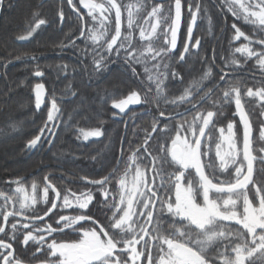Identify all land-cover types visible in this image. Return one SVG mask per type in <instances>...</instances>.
I'll use <instances>...</instances> for the list:
<instances>
[{"label":"snow or ice","instance_id":"1","mask_svg":"<svg viewBox=\"0 0 264 264\" xmlns=\"http://www.w3.org/2000/svg\"><path fill=\"white\" fill-rule=\"evenodd\" d=\"M61 4L69 8L68 17H74L77 25L75 35L71 31L64 34L67 43L62 41L63 47L77 48L76 41L82 40L91 48L95 72L103 74L107 71L109 62H119L126 66V71L139 80L141 85H144V80L140 79L142 76L152 82L151 86H146L143 99L140 91L133 90L125 99L114 103L113 107L118 109L119 113L113 112V116L125 113L129 105L148 104L149 93L153 91L158 95H164L167 88L165 81L173 85L183 84L184 78L173 65L187 63L185 54L190 53L189 45L192 49L201 47L200 38L193 39L198 17L210 21L207 5L202 6L199 2L189 0H157L147 13L149 19L145 21L151 27L139 28L140 39L149 42L147 46L149 55L145 57L144 52L138 51L136 45L132 43V29L135 24L132 9L136 7L135 5L126 6L127 34L122 38V11L117 0H105L101 3H97L96 0H61ZM80 6L87 9L86 14ZM4 7L11 5L6 4L5 0H0V9ZM214 7L230 13L235 21L260 26L258 31L261 38L256 40L250 39L235 22L231 24V29L234 30L233 40L240 41L243 38L247 41L236 47L235 52L244 53L249 59L254 58L261 70H264V0H223ZM57 15L58 23L65 25L63 6L59 7ZM85 15L90 19L85 20ZM37 16L38 14H33L35 23H27L26 35H20L19 40H27L37 29L48 24V21L37 19ZM110 18L114 20L112 35H108L107 29L99 30L105 28V22ZM96 21L99 22V29L93 26V22ZM182 22L185 36L180 42V51L177 52ZM153 36L162 42L161 46H152ZM252 44L261 50H254L250 47ZM80 51L85 53V49ZM30 59L38 58L33 56ZM149 61L154 62L151 67L148 66ZM203 62L207 63L208 67L201 79L211 77L210 86L197 88L195 96L191 86L184 88L178 95L171 93L164 95L166 104L183 106L186 112L191 113L192 118L189 120L173 109L168 113V122L162 124L159 118L165 117L166 113L161 110L158 117L154 118L151 130L142 129L144 135L135 145V151L128 160L133 165L137 160L145 162V169L135 168L130 188L127 171L120 176L119 168L112 166H109L111 171L102 168L101 172L96 174L99 178L82 177L81 179L87 180L93 188L79 195L67 188L63 190L62 195L61 190L45 175L42 199L48 207L43 209V215H39L35 208L38 203L35 182L31 184L32 194L28 193L20 180L13 181L17 185L15 195L0 192V197L4 201L3 205H0L2 219L0 234H3L0 237V264H218L220 259L223 260V264H264V181L257 183L253 179L254 163L258 162L264 166V120L260 121L257 129L258 147L254 150L252 121L245 110L246 101L243 98H258L261 102L260 116L264 117V87L256 90L246 88L242 97L240 81L235 77L237 69L233 67L237 64L236 60H232L230 64L224 63L223 66L215 64V57L211 62ZM138 64L143 66V72L136 71ZM0 67L6 69L7 65ZM213 68L218 69L214 77ZM64 69H67L66 65ZM34 75L43 77L44 73L37 69ZM34 92L35 109L39 110L45 103L44 84L36 83ZM71 94L75 95V92ZM213 97H215L213 106L217 110L202 111L200 102L207 103ZM233 103L235 105L233 117H238L239 120L228 123L227 136L223 135V128L219 130L222 139L227 143V150H222L221 144L216 143L215 154L209 158V153L212 152L211 132L215 128L213 118L223 114L225 105ZM46 111L47 119L39 128V134L26 142L25 148L29 152L43 148L45 143L51 144L52 139L56 137L62 113L54 93L50 97V107H47ZM132 115L135 116V112ZM177 116H180V121L173 128L175 137L171 139L170 147L160 143L154 154L149 141L156 142L167 135L165 130L168 123H176ZM103 123L100 120V127L82 133L83 139L104 136ZM237 124L242 128H237ZM12 128L15 130V125H12ZM234 129L241 132L240 147H237ZM153 133L156 134L155 137ZM133 134L135 135V132ZM77 138L79 139V135ZM125 139L126 137L122 136L120 140L121 155L125 151L123 148ZM132 147V142L128 141V148ZM217 158L219 167L228 171V176L232 177V180L222 181L216 175ZM115 163L119 165L122 161L117 159ZM165 164L175 165L176 171L167 172ZM229 164L234 165L232 170H229ZM206 168L212 171L206 173ZM190 169L194 170L198 177L195 186L191 180L185 181L186 172L189 176L193 175L189 172ZM105 171L107 174H104ZM214 180L216 182H213ZM113 181H117L119 185L118 198L113 194L117 191ZM249 185L253 187L250 189ZM93 189L102 198H96ZM50 190L54 193L51 199ZM249 191L252 192L251 199ZM90 204L96 211L89 210ZM58 207L72 208L76 214L65 215L54 211ZM27 210H31L33 214L25 215ZM96 212L102 214V220L96 216ZM45 216H48L52 223L45 222L43 226H36V221H44ZM10 217L14 218L11 223ZM16 217H22L27 222H21L15 219ZM89 221L91 223L87 226L82 223ZM223 222H235L241 228L232 229ZM53 224L56 226L53 227ZM66 228L77 233V238L72 242L58 243L56 238L47 242L46 236L64 232ZM216 241L220 243L212 248L216 255L211 256L208 249ZM14 243L24 246L21 251L31 253L27 261L17 252ZM153 246L158 250L156 260L151 252ZM225 252L229 254L225 255ZM231 253H234V256Z\"/></svg>","mask_w":264,"mask_h":264},{"label":"trees","instance_id":"2","mask_svg":"<svg viewBox=\"0 0 264 264\" xmlns=\"http://www.w3.org/2000/svg\"><path fill=\"white\" fill-rule=\"evenodd\" d=\"M39 2L40 0H5V3L10 4L11 7H4L0 15V65H7L6 69L0 67V190L10 186L7 183L9 180L26 177V181H29L32 178L46 174L47 176L50 175L49 181L61 190L62 195L63 190L66 188L75 191L77 195L81 192H87L93 186L85 184L81 178L84 176L89 179L99 178L96 174L101 172L102 168H107L108 171L111 168L109 166L115 164L117 157L121 155L122 145L120 140L122 136L126 139L123 145L125 151L120 172L125 168V165L130 169L136 167L145 169V162L137 160L136 164L133 165L128 160V157L135 151V145L140 142L144 135L142 129L150 131L154 118L158 117L161 110L166 113L165 117L159 118L162 124L168 122V113L172 112L173 109L179 113L185 111L183 106L177 107L176 105L166 104L164 95L169 93L178 95L184 88L191 86L193 96H195L197 88L211 85V77L203 80L201 77L208 67V64L203 61L211 62L213 57H215V64L221 66L224 63L230 64L232 60L237 61V64L233 67L237 69L235 77L240 81L242 97L246 88L251 87L256 90L259 87H264V74H262L264 70H261L254 58L249 59L244 53L235 52L236 47L242 46L247 41H244L243 38L240 41L233 40L234 30L231 29V24L235 22L250 39L256 40L261 38L258 31L260 26L245 21H235L230 13L214 7V5L222 3L223 0H189V2H199L202 6L207 5V14L210 21L198 17L193 39L199 37L201 47L199 49L190 48V53L185 56L186 64L180 62L173 65L184 78V83L173 85L165 81L167 88L164 95H158L153 91L149 93L150 102L146 105H140L139 110L145 112V114L135 117L129 123L126 121L118 122L112 118L113 104L125 99L133 90L140 91L143 99L146 86H151L152 82L142 76L140 79L144 80V85H141L139 80L126 71V66L119 62H109L108 69L103 74L95 72L90 54L91 48L82 40L76 41L77 48L63 47L62 41L58 39L39 38L36 32L27 40H19L20 35H26L27 23H33V13L37 11ZM98 2H105V0H98ZM50 3L39 7L40 11ZM117 3L121 4L122 38L127 34L126 6H136L132 9L135 20L132 29V43L136 45L138 51H143L144 56L147 57L149 55L147 52L149 42L140 39L139 28L148 29L146 26L149 24L145 23L149 19L147 13L151 11V6L157 2L153 0H117ZM112 15L114 16V12ZM71 23L73 28L71 33H75L77 25L73 17ZM113 23L114 20L110 18L109 21L105 22L104 29H99L98 21L93 22V26L100 31L107 29L108 35H112L114 34L111 31ZM161 27H163V23ZM157 33H159V28ZM184 36L182 22L181 31L178 35L177 52L180 51V42L184 39ZM63 42L67 43L66 40H63ZM152 42L153 47H159L162 43L156 36L152 37ZM88 43L91 44L90 41ZM250 47L256 51L261 50L255 44L250 45ZM80 49H85L87 54L81 53ZM17 56L21 58L16 59ZM33 56L38 59H30ZM152 63L154 62L149 61L148 66L151 67ZM65 65L67 66L66 70L64 69ZM37 69L44 73L43 77L34 75ZM136 71L138 73L143 72V66L136 65ZM217 71V68H213V77ZM36 83H43L47 91L46 104L42 110L35 109L33 90ZM72 92H75V95H72ZM53 93L57 97V105L62 113L59 120L60 126L56 130V137L52 139L51 144L45 143L43 148L29 152L25 148L26 142L39 134V128L43 126L44 121L47 119L46 108L50 107V97ZM243 98L246 101L245 110L249 113L252 128L254 134H256L260 121L264 120V117L260 116L261 102L258 98ZM169 99H171V95H169ZM214 99L215 97L208 100L207 103H202L201 110L205 112L208 110L216 111L217 108L213 106ZM234 111V103L225 105L223 114L213 118L215 128L212 131L219 133L221 128L227 130L229 122L238 121V117H233ZM184 117L190 120L192 115L190 113ZM100 120L104 122L102 130L105 135L84 140L82 133L100 127ZM179 121L180 117L176 118V123L168 124L169 126L173 125L174 128ZM12 125H15V130H13ZM238 128H242L241 125L238 124ZM165 131L167 135L159 141H149L154 154L160 143H165L167 147H170L171 139L175 137L173 129H166ZM237 133L241 135L240 131H237ZM78 135L79 139L77 138ZM155 135L153 133L154 137ZM41 139L43 140L44 137H41ZM128 141L132 142V148H128ZM100 151H104L106 157L103 166ZM7 157L13 159L7 160ZM164 167L167 172L176 171L175 165L165 164ZM50 193V197L53 196L51 190ZM94 195L96 198H102L95 191ZM94 203L95 199L93 200ZM46 207L48 205L41 201L35 208L39 215H43V209ZM89 210L96 211L91 204ZM55 211L62 212L65 215L76 214L73 209L68 212L61 211L58 207ZM32 214L31 210L25 212V215ZM96 216L100 217L101 220L103 219L102 214L99 212H96ZM13 219V217L10 218L9 222H13ZM0 222H2V219H0ZM21 222L27 221L21 220ZM45 222L52 223V220L48 217L44 221H36V226H43ZM82 223L87 226L91 222ZM224 224L232 229L241 228L237 225ZM55 226L53 224V227ZM77 235L71 229H64V232L53 233L46 240L51 242L53 238H56L58 243L72 242L77 238ZM2 236L3 234H0V237ZM217 243H220V241L214 242L212 246L210 245L209 255H216L212 252V248ZM29 244L31 245L32 242L30 241ZM14 247H16L21 257L27 261L31 253L21 251L24 246L19 243H14ZM229 252H225V255H228ZM231 255L234 256V253H231ZM220 263H222V259L218 260V264Z\"/></svg>","mask_w":264,"mask_h":264},{"label":"flooded vegetation","instance_id":"3","mask_svg":"<svg viewBox=\"0 0 264 264\" xmlns=\"http://www.w3.org/2000/svg\"><path fill=\"white\" fill-rule=\"evenodd\" d=\"M42 1L43 0H40V2L38 4L39 7H41L43 5L45 6V4H47V3H50V2L51 3L45 9H43L42 11H40V8L38 7V9H37V11L35 13L38 14L37 19H40V18L45 19L46 21H48V24L41 26L40 29H37L36 33L39 36H37V35L36 36L39 37V38L41 37L43 39H58L60 41L65 40V35L64 34L65 33H69L73 29L72 28V23H71V18L72 17L71 18L68 17V13L70 11L69 8L66 5H62L61 4V0H47L44 3H42ZM153 1L157 2V0H153ZM97 3H100V2H98V0H97ZM60 6L64 7L65 16H66L65 25H61V24L58 23V15H57V13H58V9H59ZM105 6H107V4ZM80 7H81L82 11L86 14L87 13V9H83V6H80ZM87 18H88V16L85 15V20H87ZM74 20H75V18H74ZM34 23H35V20L33 19V24ZM72 34L75 35L76 32L72 33ZM190 48H191V46H190ZM139 107H140V105L138 107H128L125 110V113H123V114H118L116 116H113V114H112V118L114 120L118 121V122L126 121L127 123H129L135 117H137L139 115H142V114H145V112L139 110ZM113 109H114L113 112L119 113L118 109H115L114 107H113ZM133 112H135V116L132 115ZM188 114H190V112L185 113L183 116H186ZM254 136H255V134H254V131H253V140H254ZM257 147H258V142H256L254 140V143H253L254 150ZM254 154H255V151H254ZM100 159H101L102 166H103L104 160L106 159L104 151L103 152L100 151ZM117 159L121 160L122 163H123L124 157H123V155H119L117 157ZM122 163L119 164V165H117L115 163V164L112 165V167H118L119 170H120V168L122 166ZM262 169H264V166H261L258 162L254 163L253 179L256 180L257 183H259L261 181H264V170H262ZM230 170H232V169H230ZM108 171H111V168ZM105 174H107V172H105ZM224 176L226 177V180H232L233 179L232 177L228 176V171H226V170H225ZM113 184L116 185V183H114V181H113ZM110 187L112 188V186H110ZM252 187H253L252 185H249L250 189Z\"/></svg>","mask_w":264,"mask_h":264},{"label":"rangeland","instance_id":"4","mask_svg":"<svg viewBox=\"0 0 264 264\" xmlns=\"http://www.w3.org/2000/svg\"><path fill=\"white\" fill-rule=\"evenodd\" d=\"M153 24L155 23V21H153L152 22ZM147 28H150L151 27V25L149 24L148 26H146ZM242 127V126H241ZM237 128H238V124H237ZM167 129H169V130H171V129H173V125H171V126H169V124H168V128ZM225 130V129H224ZM234 131H236V129H234ZM90 132V131H89ZM206 134H207V130H206ZM223 135L224 136H227L228 135V130H225L224 131V133H223ZM256 137H257V133L255 134V136H254V140L256 141ZM89 138H94V137H89ZM240 138H241V135H239L238 133H237V131H236V139H237V147H240L241 145H240ZM216 143H220L221 144V148H222V150H224V151H226L227 150V143L222 139V137H221V134H220V131H219V133L218 132H215V131H212L211 132V144H210V146L212 147V152H210L209 153V158L211 157V156H213L214 154H215V144ZM203 144V143H202ZM255 145V144H254ZM9 159H13V158H9ZM8 159V157H7V160H9ZM202 159H205L204 157H202ZM239 161H237V163H238ZM216 169H215V172H216V175L219 177V179L220 180H222V181H224V180H226V177L224 176V174H225V170L224 169H222V168H220L219 167V158H217L216 159ZM229 170L230 169H233L234 168V165H231V164H229ZM176 167V166H175ZM134 168L132 169H130L128 166H126L125 165V168L120 172V176H123L124 174H125V171H127V173H128V175H127V180H128V187L130 188L131 187V181H132V179H133V176H134ZM143 170V169H142ZM205 171H206V173L207 172H209V171H212V170H210V169H205ZM189 172H192L193 173V175H191V176H189V174H188V172H186L185 173V181H188V180H191L192 181V183H193V186H195L196 185V181L198 180V177L195 175V173H194V170H189ZM46 175V174H45ZM44 175V176H45ZM44 176H41V177H35V178H32L31 180H29V181H25V182H23V186L24 187H26L27 188V190H28V193L29 194H32V188H31V184L33 183V182H35L36 184H37V189H36V196H37V200H38V203L35 205V207L39 204V202H44L43 201V199H42V197H43V186H44V181H43V177ZM49 177H50V175L48 176V179H49ZM225 177V178H224ZM213 182H216V180H214ZM114 183H116V185H115V188H117L116 190V192H114L113 194L114 195H117V198H118V190H119V185H118V183H117V181H114ZM16 187H17V185L15 184H13V185H10V186H6V187H4V189H2V190H0V192H4V193H7L8 195H15V189H16ZM109 189H110V191L112 190V188L109 186ZM50 191H49V199H51L53 196H54V194H53V196H51L50 197ZM173 195H174V192H173ZM213 195H215V194H213ZM248 195H249V198L251 199L252 198V192L251 191H249V193H248ZM111 198V197H110ZM198 202H199V200H198ZM3 203H4V201H3V198L2 197H0V205H3ZM17 208L19 207V204L17 203ZM60 209V208H59ZM61 211H68V212H70L71 210H72V208H68V209H60ZM238 210H240V208H239V206H238ZM10 218H12V217H10ZM9 218V219H10ZM16 218H18V219H20V220H23V218L22 217H16ZM135 219V218H134ZM223 223H226V224H232V225H236L235 224V222H223ZM237 226H239V227H241L240 225H237ZM67 229V228H66ZM65 229V230H66ZM50 236H46V239L47 238H49ZM214 243V242H213ZM212 246V245H211ZM211 246H209V248L211 247ZM166 247V246H165ZM139 248H140V246L138 245L137 246V249L139 250ZM151 252H152V256H153V258H154V260H156V258H157V256H158V250H157V248L155 247V246H153L152 247V249H151ZM220 264H223V260H222V263H220Z\"/></svg>","mask_w":264,"mask_h":264},{"label":"water","instance_id":"5","mask_svg":"<svg viewBox=\"0 0 264 264\" xmlns=\"http://www.w3.org/2000/svg\"><path fill=\"white\" fill-rule=\"evenodd\" d=\"M45 1H47V0H43L42 1V3H44ZM1 11H2V9H0V14H1ZM198 21V20H197ZM194 31H195V28H194V30H193V34H194ZM190 46L191 45H189V48H190ZM187 54V53H186ZM186 54H185V56H186ZM213 91H215V90H213ZM46 97H47V94H46V96H45V101H46ZM34 98H35V92H34ZM202 103H204L203 101H201L200 102V105L202 104ZM44 105H45V103L41 106V108L39 109V110H41L43 107H44ZM200 105H198V106H200ZM139 105H129L128 107H138ZM185 113H188V112H183V113H181L182 115H184ZM178 117H180V116H177L176 118H178ZM203 143V142H202ZM15 180H20L21 181V183L22 182H24L25 180H27V178L26 177H23V178H19V179H13V180H9L7 183L8 184H15V183H13V181H15ZM84 181V183H86L87 185H90V184H88V182H87V180H83ZM90 186H92V185H90ZM54 194V193H53ZM58 204H59V202H57ZM55 211V210H54ZM48 218V216H45V218H44V220L45 219H47Z\"/></svg>","mask_w":264,"mask_h":264}]
</instances>
